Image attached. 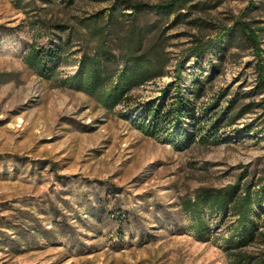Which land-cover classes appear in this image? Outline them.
Segmentation results:
<instances>
[{
    "label": "rangeland",
    "instance_id": "obj_1",
    "mask_svg": "<svg viewBox=\"0 0 264 264\" xmlns=\"http://www.w3.org/2000/svg\"><path fill=\"white\" fill-rule=\"evenodd\" d=\"M18 1L0 0V264H229L233 213L206 212L210 232L200 240L182 202L201 189L237 183L258 189L264 179V95L257 72L264 65V36L259 56L242 37H225L240 21L264 28V0H253L257 9L250 14L251 0H196L180 21L120 17L119 28L104 38L116 55L135 24L148 31V47L156 43L168 64L163 78L132 91L114 112L40 78L26 56L31 47L55 48L67 39L54 27L65 26L78 36L49 67L58 68L60 79L73 75L77 51L100 41L83 27L86 19L109 11L116 0ZM219 39L218 51L190 58L198 44ZM169 85L180 87L200 119L221 98L212 117L220 122L222 144L189 145L175 130H152L144 109L169 107L172 96L161 100ZM250 103L255 107L242 114ZM256 211L264 233V205ZM261 250L263 242L245 251Z\"/></svg>",
    "mask_w": 264,
    "mask_h": 264
},
{
    "label": "trees",
    "instance_id": "obj_2",
    "mask_svg": "<svg viewBox=\"0 0 264 264\" xmlns=\"http://www.w3.org/2000/svg\"><path fill=\"white\" fill-rule=\"evenodd\" d=\"M196 0H165L158 4H149L132 0H116L112 8L107 12H99L88 19L83 27L91 34L98 36L100 41L94 49L77 51V71L63 79L59 78L58 68H50V63H59L66 52L74 46L77 34L68 33L65 26L55 25L63 34H68L67 39H61L55 48L43 49L31 47L26 56L28 66L42 79L53 81L58 88H68L85 94L95 100L100 107L108 112H114L118 107L126 104L132 91L139 89L149 82L163 78L167 68V61L162 56V50L156 43L147 45L148 31L132 24L124 40L120 41L119 55L106 45L104 38L110 30L119 28L120 17H131V23L140 18L153 14L156 16H175L180 21L185 9H191L192 2ZM26 0H19L24 4ZM26 4V3H25ZM257 9V5L251 0L246 10L250 14ZM130 11L129 15L122 13ZM103 23V26L100 25ZM239 36L246 40L259 56L260 38L264 36V28H253L250 22H237L236 32H229L225 37ZM223 38V37H222ZM126 41V42H125ZM223 44V39L207 44L200 43L193 49L190 58L200 59L213 51H218ZM261 59V58H260ZM184 62L178 63L176 76H180V70ZM258 89L264 95V65L257 67ZM199 93V91H198ZM164 98L172 96L173 102L168 106H155L148 104L145 107V115L151 119L152 130H175L179 139L187 138V144L197 143L205 146H218L222 144L219 137L220 122L213 119L218 112H212L219 108L221 98L207 108L201 119L196 117L194 106L189 97L182 94L180 87L169 85L162 91ZM257 106V105H256ZM264 108V98L260 104ZM255 107L250 103L242 110V114L250 112ZM187 122L191 129L186 130ZM264 205V179L261 186L240 185L239 183L219 190L201 189L193 197L182 202V210L188 215L193 224L191 229L198 239H204L210 232V226L205 217L210 214L228 215L230 212L235 217V223L230 227V233L226 240L229 246V264H264V251L248 253L245 251L252 244L264 243V233L257 225L254 214L258 206Z\"/></svg>",
    "mask_w": 264,
    "mask_h": 264
}]
</instances>
